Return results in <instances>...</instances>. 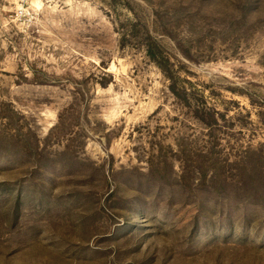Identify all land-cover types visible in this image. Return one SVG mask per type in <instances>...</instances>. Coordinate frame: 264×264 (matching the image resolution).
Wrapping results in <instances>:
<instances>
[{
	"label": "rangeland",
	"instance_id": "1",
	"mask_svg": "<svg viewBox=\"0 0 264 264\" xmlns=\"http://www.w3.org/2000/svg\"><path fill=\"white\" fill-rule=\"evenodd\" d=\"M0 264H264V0H0Z\"/></svg>",
	"mask_w": 264,
	"mask_h": 264
},
{
	"label": "trees",
	"instance_id": "2",
	"mask_svg": "<svg viewBox=\"0 0 264 264\" xmlns=\"http://www.w3.org/2000/svg\"><path fill=\"white\" fill-rule=\"evenodd\" d=\"M150 55L154 58L155 57V54H153V52H150Z\"/></svg>",
	"mask_w": 264,
	"mask_h": 264
}]
</instances>
